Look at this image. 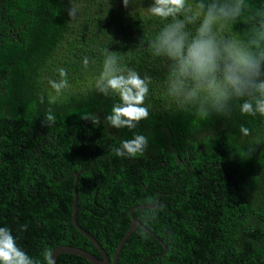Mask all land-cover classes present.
<instances>
[{
    "label": "trees",
    "instance_id": "obj_1",
    "mask_svg": "<svg viewBox=\"0 0 264 264\" xmlns=\"http://www.w3.org/2000/svg\"><path fill=\"white\" fill-rule=\"evenodd\" d=\"M152 2L0 0V228L36 264H49L45 251L60 246L101 259L72 223L74 193L76 223L109 264L130 213L141 227L116 264H264V117L241 115L235 104L207 119L176 109L166 95L168 62L150 48L163 25L147 12ZM246 2L232 25L242 37L264 7ZM108 52L151 77L149 116L131 130L108 124L119 98L95 89ZM60 68L69 86L57 94L49 81ZM134 134L148 138L143 155L111 151ZM56 264L90 263L60 254Z\"/></svg>",
    "mask_w": 264,
    "mask_h": 264
},
{
    "label": "clouds",
    "instance_id": "obj_2",
    "mask_svg": "<svg viewBox=\"0 0 264 264\" xmlns=\"http://www.w3.org/2000/svg\"><path fill=\"white\" fill-rule=\"evenodd\" d=\"M123 5L128 7L130 0H123ZM249 8L246 0H153L147 8L150 16L163 22L150 48L153 56L168 62L166 95L178 111L207 119L213 114L230 115L235 104L241 115L264 117V7L248 17L249 34L242 37L232 31L234 22ZM76 12L71 7L69 17L75 18ZM88 63L85 57V68ZM58 72L60 79L49 83L60 94L69 85L66 70ZM150 84V76L142 78L133 68L122 67L114 53L106 54L95 89L119 98L105 117L111 127L131 130L148 118L144 102ZM82 119L100 124L98 116L85 114ZM50 120L47 116L45 123ZM240 132L250 135L244 125ZM147 147L148 138L134 134L111 151L132 158L143 155ZM44 255L48 260L50 253L46 250ZM0 264H36L6 227L0 228Z\"/></svg>",
    "mask_w": 264,
    "mask_h": 264
},
{
    "label": "water",
    "instance_id": "obj_3",
    "mask_svg": "<svg viewBox=\"0 0 264 264\" xmlns=\"http://www.w3.org/2000/svg\"><path fill=\"white\" fill-rule=\"evenodd\" d=\"M75 201H76V195L74 193V201L72 203V207H73V211H72V215H71V220L72 223L74 225V227L76 228V230L85 238H87L94 246L95 248L98 250L101 259L94 257L93 255H91L90 253H87L81 249L75 248V247H69V246H60L58 248H56L55 250H53L50 253L49 256V264H56L57 262V257L60 254H68V255H74V256H78L81 257L83 259H85L88 263L90 264H109L108 261V257L107 255L104 253V251L99 247V245L97 244V242L94 240V238L89 235L87 232H85L84 230H82L76 223L75 220V216H76V209H75ZM132 211V209L130 210V212ZM130 217H131V224H130V228L127 231V233L123 236V238L120 240L118 246L115 248V253L113 256V260L111 261V264H116L117 262V258H118V254L119 251L121 249V246L123 245V243L125 242V239L128 237V235L136 228V227H141V224L135 220L131 213H130Z\"/></svg>",
    "mask_w": 264,
    "mask_h": 264
}]
</instances>
